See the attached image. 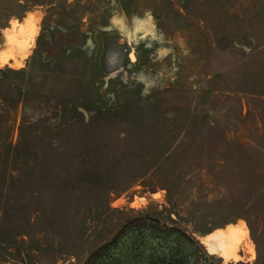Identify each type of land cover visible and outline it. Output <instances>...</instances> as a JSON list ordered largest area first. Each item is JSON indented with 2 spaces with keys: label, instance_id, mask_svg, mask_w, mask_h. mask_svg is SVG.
I'll list each match as a JSON object with an SVG mask.
<instances>
[{
  "label": "rangeland",
  "instance_id": "rangeland-1",
  "mask_svg": "<svg viewBox=\"0 0 264 264\" xmlns=\"http://www.w3.org/2000/svg\"><path fill=\"white\" fill-rule=\"evenodd\" d=\"M4 67L0 264H85L136 220L264 264V0H0Z\"/></svg>",
  "mask_w": 264,
  "mask_h": 264
},
{
  "label": "flooded vegetation",
  "instance_id": "flooded-vegetation-1",
  "mask_svg": "<svg viewBox=\"0 0 264 264\" xmlns=\"http://www.w3.org/2000/svg\"><path fill=\"white\" fill-rule=\"evenodd\" d=\"M85 264H201L200 250L173 228L146 220L128 224Z\"/></svg>",
  "mask_w": 264,
  "mask_h": 264
},
{
  "label": "bare ground",
  "instance_id": "bare-ground-1",
  "mask_svg": "<svg viewBox=\"0 0 264 264\" xmlns=\"http://www.w3.org/2000/svg\"><path fill=\"white\" fill-rule=\"evenodd\" d=\"M13 36H16V35H12L8 38H6L7 42L8 43H13L14 42V37ZM22 38V37H21ZM19 41V40H18ZM17 40L15 41L16 43L18 42ZM19 43V42H18ZM17 43V44H18ZM7 44V43H5ZM6 46V45H5ZM9 47V46H8ZM7 48V47H6ZM226 237V236H225ZM227 239V238H226ZM232 240V239H230ZM207 245L209 247V250L211 252H216V251H221L222 253L226 254L228 252V250L230 249L227 245V241L222 237V236H214V237H211L207 240ZM232 247V246H231ZM218 253V252H217ZM230 253V252H229ZM223 254V255H224Z\"/></svg>",
  "mask_w": 264,
  "mask_h": 264
},
{
  "label": "trees",
  "instance_id": "trees-1",
  "mask_svg": "<svg viewBox=\"0 0 264 264\" xmlns=\"http://www.w3.org/2000/svg\"><path fill=\"white\" fill-rule=\"evenodd\" d=\"M22 71H20V70H9V69H7L6 67H4L3 69H0V77L1 76H4V73H10V74H19V73H21ZM13 89H15V82H9V83H6V86H0V92H2L3 91V93H4V97L5 98H8L9 97V95H10V93H11V91L13 90ZM18 99V98H17ZM20 150H23L24 151V154L26 155V154H29V149H30V147H29V144L28 143H23V142H21V144H20ZM28 166V165H27ZM31 166H28L27 167V169L28 170H31Z\"/></svg>",
  "mask_w": 264,
  "mask_h": 264
},
{
  "label": "water",
  "instance_id": "water-1",
  "mask_svg": "<svg viewBox=\"0 0 264 264\" xmlns=\"http://www.w3.org/2000/svg\"><path fill=\"white\" fill-rule=\"evenodd\" d=\"M128 59H129V62L126 64V67H130V62L134 60V55L133 53L129 52L128 53Z\"/></svg>",
  "mask_w": 264,
  "mask_h": 264
}]
</instances>
